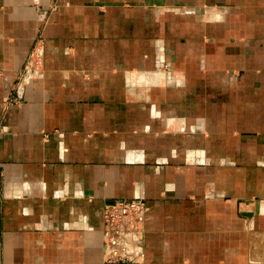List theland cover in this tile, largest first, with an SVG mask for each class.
<instances>
[{
    "label": "crops",
    "instance_id": "0c3cea01",
    "mask_svg": "<svg viewBox=\"0 0 264 264\" xmlns=\"http://www.w3.org/2000/svg\"><path fill=\"white\" fill-rule=\"evenodd\" d=\"M0 121V264H125L103 210L131 199L133 264H264V0H0Z\"/></svg>",
    "mask_w": 264,
    "mask_h": 264
},
{
    "label": "built area",
    "instance_id": "2783aa9c",
    "mask_svg": "<svg viewBox=\"0 0 264 264\" xmlns=\"http://www.w3.org/2000/svg\"><path fill=\"white\" fill-rule=\"evenodd\" d=\"M33 56L34 52H31L29 58ZM35 66L37 65L35 64ZM34 67L29 69L30 74ZM30 74L27 79L31 77ZM19 81L18 84L22 89L26 82V76H20ZM10 95L3 105L2 120L6 117L7 111L17 106L16 104H19L21 100L20 95L17 97H14V94ZM3 133V123L0 121V134ZM146 210V202L141 199L117 200L105 204L103 233L106 257L109 262L136 263L138 261L139 250L143 247L145 236Z\"/></svg>",
    "mask_w": 264,
    "mask_h": 264
},
{
    "label": "rangeland",
    "instance_id": "374dc122",
    "mask_svg": "<svg viewBox=\"0 0 264 264\" xmlns=\"http://www.w3.org/2000/svg\"><path fill=\"white\" fill-rule=\"evenodd\" d=\"M57 9H58V7H57V4L56 3H54V4H52L51 6H50V8H49V10H48V12H47V15H48V17L47 18H49V16L53 13V12H55V11H57ZM46 22V21H45ZM43 29H41L40 31H39V33L37 34V36H36V38H35V42H34V45H33V48L31 49V51L29 52V54H28V56H27V58H26V61H25V63H24V65H23V67L21 68V70L19 71V73H18V76H17V80H16V82L13 84V86H12V88H11V95L10 96H12V94H14V97H17V96H19L20 95V97H21V100L19 101V104H16L17 106H15V107H19V106H21L23 103H24V100H23V98H22V96H21V94H20V92L22 91V89L23 88H25L28 84H29V82L32 80V79H34L35 78V74L36 73H38V72H41L43 69H44V55H43V50H44V43H45V36H44V34H43V31H42ZM31 52H34V56L33 57H31V58H29V55H30V53ZM42 53V54H41ZM33 61H34V64H32L33 63ZM32 64V65H31ZM37 65V66H35L34 67V65ZM34 67V70H33V72L30 74V72L31 71H29V69L31 68H33ZM30 74V78L29 79H27V76ZM20 76H26V82H25V85L23 86V88L21 89V87H20V85L18 84L20 81H19V77ZM21 81H22V79H21ZM8 99V98H7ZM6 99V100H7ZM5 100V101H6ZM5 103V102H4ZM2 134H0V136H1ZM109 261V260H108ZM117 263H119V262H117ZM125 264H133V263H125Z\"/></svg>",
    "mask_w": 264,
    "mask_h": 264
},
{
    "label": "bare ground",
    "instance_id": "6f19581e",
    "mask_svg": "<svg viewBox=\"0 0 264 264\" xmlns=\"http://www.w3.org/2000/svg\"><path fill=\"white\" fill-rule=\"evenodd\" d=\"M44 18V15L42 16V19ZM42 54V53H41Z\"/></svg>",
    "mask_w": 264,
    "mask_h": 264
}]
</instances>
